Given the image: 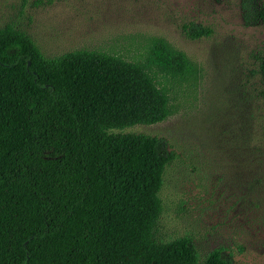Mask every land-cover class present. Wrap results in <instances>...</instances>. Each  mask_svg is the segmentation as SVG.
<instances>
[{
    "label": "trees",
    "instance_id": "16d2710c",
    "mask_svg": "<svg viewBox=\"0 0 264 264\" xmlns=\"http://www.w3.org/2000/svg\"><path fill=\"white\" fill-rule=\"evenodd\" d=\"M244 19L264 23V4L245 6ZM257 61L264 82V47ZM194 71L161 39L133 60L84 49L45 57L0 28V264H197L190 238L156 237L172 150L115 132L166 119L158 77L186 83ZM201 264L228 261L213 250Z\"/></svg>",
    "mask_w": 264,
    "mask_h": 264
},
{
    "label": "rangeland",
    "instance_id": "374dc122",
    "mask_svg": "<svg viewBox=\"0 0 264 264\" xmlns=\"http://www.w3.org/2000/svg\"><path fill=\"white\" fill-rule=\"evenodd\" d=\"M264 0H0V28L25 34L45 57L74 50L141 58L154 39L195 71L165 82L170 114L120 133L162 139L174 158L159 191L156 237H188L198 263L218 250L228 264H264V23L244 7ZM207 34L191 37V30Z\"/></svg>",
    "mask_w": 264,
    "mask_h": 264
}]
</instances>
